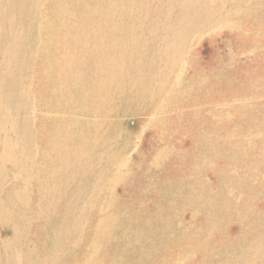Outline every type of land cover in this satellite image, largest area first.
Wrapping results in <instances>:
<instances>
[{
  "label": "rangeland",
  "instance_id": "rangeland-1",
  "mask_svg": "<svg viewBox=\"0 0 264 264\" xmlns=\"http://www.w3.org/2000/svg\"><path fill=\"white\" fill-rule=\"evenodd\" d=\"M0 264H264V0H0Z\"/></svg>",
  "mask_w": 264,
  "mask_h": 264
}]
</instances>
